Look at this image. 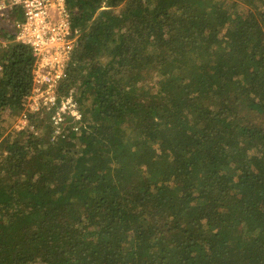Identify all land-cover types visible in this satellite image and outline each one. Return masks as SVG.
Returning <instances> with one entry per match:
<instances>
[{
  "label": "trees",
  "instance_id": "trees-1",
  "mask_svg": "<svg viewBox=\"0 0 264 264\" xmlns=\"http://www.w3.org/2000/svg\"><path fill=\"white\" fill-rule=\"evenodd\" d=\"M66 7L77 132L12 127L35 59L0 17V264H264V0Z\"/></svg>",
  "mask_w": 264,
  "mask_h": 264
},
{
  "label": "built area",
  "instance_id": "built-area-1",
  "mask_svg": "<svg viewBox=\"0 0 264 264\" xmlns=\"http://www.w3.org/2000/svg\"><path fill=\"white\" fill-rule=\"evenodd\" d=\"M66 8V0H0V17L16 9L21 12L22 18L15 22V42L29 47L35 59L32 92L25 99V111L15 125L17 130L29 125L28 111L51 113L56 134H61L70 122L75 132L80 129L83 117L73 92L63 97L59 93L80 36L71 29ZM2 43L0 39V48Z\"/></svg>",
  "mask_w": 264,
  "mask_h": 264
},
{
  "label": "rangeland",
  "instance_id": "rangeland-1",
  "mask_svg": "<svg viewBox=\"0 0 264 264\" xmlns=\"http://www.w3.org/2000/svg\"><path fill=\"white\" fill-rule=\"evenodd\" d=\"M60 95H61V94H60ZM61 96H62V95H61ZM62 97H63V96H62ZM7 114H8V113H5V114H4V116H5L6 118H8V117H7ZM38 114H40L41 117L43 118L44 115L49 114V113H38ZM16 120H17V118H15V120H14V123H13V125H12L13 128H14L15 125H16V123H15V122H17ZM70 124H71V123H70Z\"/></svg>",
  "mask_w": 264,
  "mask_h": 264
}]
</instances>
